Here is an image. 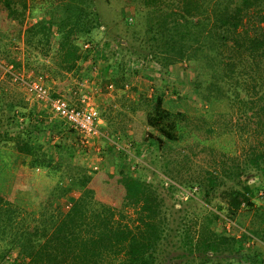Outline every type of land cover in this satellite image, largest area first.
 Returning a JSON list of instances; mask_svg holds the SVG:
<instances>
[{
	"label": "trees",
	"instance_id": "16d2710c",
	"mask_svg": "<svg viewBox=\"0 0 264 264\" xmlns=\"http://www.w3.org/2000/svg\"><path fill=\"white\" fill-rule=\"evenodd\" d=\"M31 1L0 0L6 18L0 16V25H18L27 55L19 60L0 33V264L13 249L22 264H264V204L258 203L264 199V0H128L122 6L133 5V14L119 15L138 45L117 38L100 48L97 34L108 29L100 5L112 8V0ZM115 44L126 53L103 70V83L118 78L129 90L134 73L148 74L145 67L132 69L133 55L159 65L165 89L153 88L138 107L153 128L145 140L150 162L133 164L116 143L125 140L138 154L145 149L125 125L111 124L108 137L116 143L106 152L114 169H91L68 161V146L47 145L42 138L53 126L7 80L18 84L14 74L26 65L53 97L69 92L71 99L100 57L107 63V54L117 52ZM189 62L196 64L194 88L204 112L220 111L213 121L202 116V126L190 133L196 106L177 90L165 98L170 67ZM225 134L238 135L242 150L216 149ZM18 163L46 169L56 184L15 196L8 182ZM254 176L262 178L257 189ZM64 201L66 210L58 206ZM241 209L252 217L238 237L227 225Z\"/></svg>",
	"mask_w": 264,
	"mask_h": 264
},
{
	"label": "rangeland",
	"instance_id": "374dc122",
	"mask_svg": "<svg viewBox=\"0 0 264 264\" xmlns=\"http://www.w3.org/2000/svg\"><path fill=\"white\" fill-rule=\"evenodd\" d=\"M35 5L38 2H43L44 0H33ZM128 0H112V8L108 7L105 1H103L100 5L101 12L104 17V25L108 29L106 31H99L97 34V41L100 43L99 48L103 45L102 43L105 41H112L115 43L117 38H125V40L132 41L135 45H138V41L134 40L133 37L129 34V30L127 29V25L124 24L121 18L120 11L123 15L128 17V15L133 14V5H126L122 6L123 2H127ZM29 2L32 3L31 0ZM1 18H5V14L0 11ZM17 27L15 22L9 23V27L6 29L5 26L3 27L0 25V33H5L8 36V39L12 42L10 44V49L14 52L15 56L25 63L26 58V51L25 47L20 39L17 37ZM128 30V31H127ZM124 40V39H123ZM126 42V41H124ZM117 44V43H116ZM113 47L115 50L117 45ZM112 52H107L108 61L105 63V59L100 57L99 63L97 64L96 68H94L90 73L89 76L83 80L81 83H77L75 88H73L72 98H69V92L62 93L64 97L68 100L70 99L74 106H82V95L85 93H89L92 97V102L97 106L99 114L102 113L103 115L108 116L109 125L104 120L103 123L100 125V130L102 134L100 137L94 138L90 140V142L85 145L82 143L81 135L78 131H71V126L63 121H60L59 118L55 114H53L49 108H47L41 101L36 99V97L27 93V91L20 85L16 84L11 80H7V75H4V79H6L8 84L11 86V89L15 91L17 94L21 95L25 102L28 103L29 107L35 106L36 110L39 112L41 117H45L44 122H49L53 128L50 131H47L44 138H42L47 145L56 146L58 150V146H68L69 156L68 161L71 162H79L85 164L91 169H114V161L113 155L106 152L109 144L112 142L115 144L116 142L112 137H108V133L114 128L111 124H115V126L125 125V131H127L130 135H132L133 140L141 144L142 150L140 154H138L137 149L132 147L129 143L125 140H121L120 142L116 143L117 148L126 149L125 151L128 153V158L132 161L133 164H137L139 161L144 163L150 162L151 154H150V143H145L147 138L148 132L152 131L153 128L151 125H148L146 122V115H143L138 109V107L146 106L145 101L143 100V96L145 94H152V88L157 87L158 90H164L165 86L162 84V76L159 72V65L157 66L155 63H142L140 62L136 56L129 55L128 59H131L130 65L132 68H139L145 67L148 69V74H136L134 73L133 78L131 79V89L122 88L120 85V80L117 78V81L114 82V88L110 89L107 83H103L100 78L103 70L106 72L107 66H110L112 63H115L120 60L122 54L126 52H121L116 50ZM98 55V54H96ZM116 63V64H117ZM1 64H6L4 59H2ZM90 66V62L86 64V62L82 63V67L84 69ZM195 67L196 64L193 62H189L188 66L187 63H177L170 67L172 71L170 80L168 82V87L166 91L168 94L166 95V99H168L171 95L173 98L177 96L176 93H173V90H177L181 96L187 98L188 103H192L196 106L194 108V114H192V125L188 127L189 133L196 129L197 126H202L203 119L202 116H205L206 119L211 118V121L216 118L217 113H205V109L201 106V103L198 99L197 92L194 88V81H195ZM11 68V65L6 67V70ZM111 68V67H110ZM109 70V69H108ZM132 70V69H131ZM112 70H110L111 72ZM25 75H32L34 78L40 80L38 76L35 75L32 69H28L26 65H24ZM44 83L42 80H40ZM46 85V83H44ZM52 87L51 85H49ZM135 86V87H134ZM8 88V87H7ZM135 88V89H134ZM53 90V88H52ZM223 108V107H222ZM134 109H137L133 111ZM124 110V111H123ZM223 111L222 109H219ZM126 112V114H121L120 116L117 115L118 112ZM137 111V112H136ZM120 123V125H119ZM57 124V125H56ZM230 124V122H229ZM214 128H220L219 131H225L226 129H221L218 127V124L213 125ZM229 129V128H228ZM203 130V129H202ZM122 130H118V133L114 136L116 137L121 133ZM187 134V133H186ZM191 139H193V134H187ZM131 137V138H132ZM195 140V139H194ZM219 141L216 142V149H222L227 153H235L242 150L245 143L238 137V135L231 136V134H225ZM126 142V143H125ZM223 144V145H222ZM54 156H57L55 153ZM11 175L9 177L8 184L13 187V194L15 196H20L22 192L24 197H32L31 196V188H36L40 190V192L44 191L49 185L56 184V178L53 176L48 175L46 169H30L26 167L23 163H18L13 165L10 169ZM250 183L253 185L255 189L259 188L262 185V178L260 176L252 177ZM24 188H26L24 190ZM262 193H260V196ZM188 198V197H187ZM258 203L264 204V199L258 198ZM60 209L66 210L70 207V204L61 202L58 205ZM68 206V207H67ZM252 212L247 209H241L236 221L233 223H228L227 229L241 237L248 229ZM127 216L129 217L128 221L133 219V212L132 210L127 212ZM224 218V216H222ZM226 223L222 222V225ZM257 239L254 238V241ZM252 241V240H251ZM248 245H251V242L248 241ZM0 244V248H1ZM264 251V248H263ZM23 261H20L18 250L13 249L10 256L7 258L6 264H22Z\"/></svg>",
	"mask_w": 264,
	"mask_h": 264
},
{
	"label": "built area",
	"instance_id": "2783aa9c",
	"mask_svg": "<svg viewBox=\"0 0 264 264\" xmlns=\"http://www.w3.org/2000/svg\"><path fill=\"white\" fill-rule=\"evenodd\" d=\"M14 80L28 94L36 97V99L48 106L53 114L65 119L74 127L80 133L83 144L87 145L90 140L100 137L102 134L100 130L101 117L97 106L92 102V97L88 92L82 95L83 105L81 107H74L62 96L53 97L50 88L32 75H25V72L16 73L14 74ZM108 86L110 89L114 88V84L112 83L108 84Z\"/></svg>",
	"mask_w": 264,
	"mask_h": 264
},
{
	"label": "crops",
	"instance_id": "0c3cea01",
	"mask_svg": "<svg viewBox=\"0 0 264 264\" xmlns=\"http://www.w3.org/2000/svg\"><path fill=\"white\" fill-rule=\"evenodd\" d=\"M102 116V113H101V115H100V117ZM104 122V120H103V118L101 117V123H103ZM101 125V124H100Z\"/></svg>",
	"mask_w": 264,
	"mask_h": 264
}]
</instances>
